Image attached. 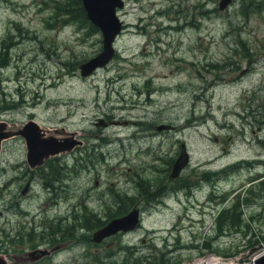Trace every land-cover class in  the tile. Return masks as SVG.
I'll return each mask as SVG.
<instances>
[{
    "label": "rangeland",
    "instance_id": "obj_1",
    "mask_svg": "<svg viewBox=\"0 0 264 264\" xmlns=\"http://www.w3.org/2000/svg\"><path fill=\"white\" fill-rule=\"evenodd\" d=\"M217 2L123 0L116 8L122 28L114 54L83 76L78 63L100 50L98 29L58 17L47 22L50 0H0V119L63 127L82 141L55 157L61 185L54 203L37 170L31 172L35 182L20 192L27 176L23 140L3 142L1 248L29 244L30 227L38 240L43 214L70 221L84 204L107 219L111 212L102 208L103 198L134 191L130 178L167 180L180 142L189 155L172 182L167 207L144 211L130 232L100 243L81 236L52 262L20 264H95V258L98 264H120L128 251L135 260L162 255L194 264L218 255L250 264L264 250V192L258 202L238 204V227L218 231L210 225L220 205L229 206L237 192L240 198L249 195L252 172L264 174V165L245 162L225 168L240 158L264 159V0H230L223 9ZM160 123L170 126L156 128ZM11 173L19 176L10 183ZM15 199L21 213L14 211ZM74 225L89 237L92 229Z\"/></svg>",
    "mask_w": 264,
    "mask_h": 264
},
{
    "label": "flooded vegetation",
    "instance_id": "obj_2",
    "mask_svg": "<svg viewBox=\"0 0 264 264\" xmlns=\"http://www.w3.org/2000/svg\"><path fill=\"white\" fill-rule=\"evenodd\" d=\"M121 28H122V25H121ZM8 139H10V138H7L5 140H8ZM5 140H3L1 142V150H2V146H3V142ZM23 144H24V142H23ZM81 144H82V141L80 144L75 145L73 147V149L79 148L81 146ZM24 147H25V145H24ZM1 150H0V154H1ZM24 152H25V150H24ZM58 154L59 153H57L55 155H51V156L45 158L41 164L34 165V166H31L28 164V162L25 158V154H24V161H25L24 167H25V165L27 166L25 169L28 172L25 171V169H23V172H25V173H23V175L27 174V176H26L25 183L23 184V186L20 189L21 193L24 194L27 191V189L30 187L31 182H35L33 173H31V172L37 170V173H40L39 175L41 177L42 186L46 187L50 192H52V194H54L51 197L50 201L52 203H54L56 201V196H57L56 190L61 185V183L57 184V181L61 178L60 173H59L60 167L56 166L54 164V161L57 160L55 157L58 156ZM52 156H54V157H52ZM238 160L239 161L236 160L237 162L234 161L233 164H231L230 166H226L225 168H229L231 166H233V167L237 166L238 167L241 165L240 164L241 162H245L242 165H247V166H251V165H255V164L260 165V166L264 165V159L262 157L251 156L249 160L242 159V158H240ZM0 164H1V157H0ZM58 164H59V162H58ZM11 169L13 170V168H11ZM6 172H7V169L4 166H0V174L6 173ZM17 176H19V173L18 174L11 173V174L6 176V181L11 183L16 179ZM130 180L132 182V186H133L134 191H132L131 193L124 191L123 194H118L116 197H112L111 200L110 199L106 200L105 198H103L102 203L103 204L106 203V204H104V205L101 204V206H102V208L106 209V213L107 212H109V213L110 212L111 213L120 212L121 214L126 213L131 208H137L138 209V223L134 227V228H136L137 226H139L141 224L140 223L141 222V214L144 211H149L150 208H153L155 210H161L162 208L167 207L166 198H168L169 195H171V193H170L171 189H172V187L174 188V183H172V182H174L176 180V177L170 178L167 174V180H161V181H157V182H151L148 180L133 179V178H130ZM249 182H250L249 183L250 188L248 191L249 195L241 197V201L247 202V200L251 199L252 201L258 202V199L262 198V196H263L262 194L264 192V174L252 172L250 177H249ZM214 186L215 185L212 184V188ZM254 186H257L256 187L257 188V194H256V196L253 195L251 197L250 194H253L251 188H254ZM208 195L210 198H212L213 191H211V193H209ZM234 199H236V198L234 197ZM1 202H2V197H0V203ZM15 202L17 203V206L15 208L16 210H14V211L21 213V210H24V209L21 208V206L19 205V201H17V199H15ZM216 203H220V199H219V201H217V202L215 201L213 204H211V208H213V209L216 208V206H217ZM76 206H79V205L76 204ZM29 207H31V206H29ZM83 207L86 208L88 210V212H90V213L91 212L96 213L95 211H93L92 209H89L84 204H81L79 206V209H82ZM220 209H222L221 205L216 210L215 216L217 215V213H219ZM14 211H12V212H14ZM26 213H28L27 210H26L25 214ZM73 213H75V212H73ZM215 216L213 218L214 221H211V223H210L211 225H213V228H216ZM71 217H72V219L70 221L65 220L62 215H58L52 219L51 218L48 219L47 215L43 214L42 218L39 222L41 229L38 231V235H39L38 240H35V237H34L35 234L32 233L33 229H32V227H30L25 232L27 234V239L29 240L28 241L29 244H27V245L20 244L18 246L12 245L11 247H7V248H1L0 247V254L5 256L6 264L35 263V262H41L45 258L48 259L50 262H52L55 254H57V252H59L63 247H67L71 243H75L77 241L79 242V234H78V231L76 232V228H74V227L69 228L68 227V228H65V230L62 228L63 222L68 223L69 226H71V225L73 226L74 221H76L77 218H79V213L77 215H74V216H73V214H71ZM110 218L111 217L104 219V220L101 219V220L104 221L103 223H105ZM13 222L16 223V225H19L21 223V221H19V219H14ZM97 227H95V228H97ZM95 228H93V229H95ZM134 228H132V229H134ZM74 229H75V236H73ZM132 229H129L126 231H117L112 235H115L116 233L130 232ZM91 232H90L89 237H88L89 240H90ZM13 234L15 236L18 235L17 229H15V233L13 232ZM112 235H109V236L101 239L99 242H93L91 240L90 241L93 243H100V242H103L106 238L111 237ZM141 240L144 241V237H141ZM51 247H54V248H52L48 253L38 257L37 259L25 260L22 258L23 256L26 255V252L29 250H32L35 248L50 249ZM16 256H19V257H16ZM17 258H19V259H17Z\"/></svg>",
    "mask_w": 264,
    "mask_h": 264
},
{
    "label": "water",
    "instance_id": "obj_3",
    "mask_svg": "<svg viewBox=\"0 0 264 264\" xmlns=\"http://www.w3.org/2000/svg\"><path fill=\"white\" fill-rule=\"evenodd\" d=\"M229 2L230 0H218L217 7L223 9ZM81 4L87 19L98 28L101 34L100 50L93 56L78 63L80 75L85 76L95 70V68L106 64L114 54L115 48L113 42L116 35L120 32L122 25L121 20L116 15V8L123 5V0H81ZM108 122L113 123V120H109ZM98 123L102 125L106 124L102 119H98ZM168 126L170 125L160 123L157 124L156 128L159 129ZM75 134L76 131L74 130H66L63 127H47L33 119H27L18 125H11L4 120H0V150L3 140L16 135L21 136L25 145V158L29 165L34 166L41 164L45 158L51 155L69 151L75 145L80 144L81 140L76 138ZM188 160L189 155L186 147L183 142H180L179 151L170 166L168 176L170 178L176 177L186 166ZM137 223L138 209L131 208L126 213L111 217L105 223L93 229L90 240L99 242L101 239L117 231L132 229ZM52 248L54 247L50 249L35 248L27 251L26 255L22 258L25 260L37 259L48 253ZM250 251H254V248H251ZM211 259H213V264H219L217 263L218 259ZM230 260L236 261L238 257H233ZM251 263L264 264V251L255 253ZM0 264H6V258L2 254H0Z\"/></svg>",
    "mask_w": 264,
    "mask_h": 264
},
{
    "label": "trees",
    "instance_id": "obj_4",
    "mask_svg": "<svg viewBox=\"0 0 264 264\" xmlns=\"http://www.w3.org/2000/svg\"><path fill=\"white\" fill-rule=\"evenodd\" d=\"M51 6H50V14L51 16L46 20L47 22L56 19L55 17H58V21H64L65 19H71V21H76L77 25L81 26L83 24L88 25L92 30L96 31L97 27L93 25L85 16L84 9L81 4V0H50ZM4 64L3 62H0V65L2 66ZM224 172V170H223ZM202 177H207V174H204ZM205 179V178H204ZM177 188V187H176ZM249 189H247V192ZM239 192L235 195V201H232L229 206H225L222 209H220L219 213L215 216V226L217 230H221L223 225H234V227H238L240 225L241 220V213L242 211L240 208H238V204L241 201V198L239 197ZM222 196V195H221ZM224 196V195H223ZM121 213H110L109 217L120 215ZM80 218H77L76 223L81 227L83 230H89L93 229L99 225H101L104 221L101 220L99 216H97L95 213H90L86 208H82V211L79 215ZM227 217V218H225ZM228 222V224L226 223ZM246 225V223H244ZM76 228L75 225L69 226L68 223L63 222L62 228L65 230V228ZM75 236V229L74 234ZM84 237L88 240V235L85 234L83 231L82 234L79 235L80 237ZM133 252L128 251L125 253V257L122 260V263L120 264H177V262H170L168 258H164V256H152V259H144V260H135L131 259ZM142 259V258H141ZM95 264H98V259L95 258L94 260ZM119 264V263H118Z\"/></svg>",
    "mask_w": 264,
    "mask_h": 264
},
{
    "label": "bare ground",
    "instance_id": "obj_5",
    "mask_svg": "<svg viewBox=\"0 0 264 264\" xmlns=\"http://www.w3.org/2000/svg\"><path fill=\"white\" fill-rule=\"evenodd\" d=\"M198 264H207V260H203V261L199 262ZM219 264H220V262H219Z\"/></svg>",
    "mask_w": 264,
    "mask_h": 264
}]
</instances>
